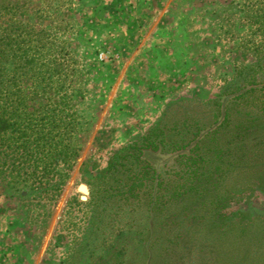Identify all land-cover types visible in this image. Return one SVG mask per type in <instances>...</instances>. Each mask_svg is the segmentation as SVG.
<instances>
[{
  "label": "rangeland",
  "instance_id": "374dc122",
  "mask_svg": "<svg viewBox=\"0 0 264 264\" xmlns=\"http://www.w3.org/2000/svg\"><path fill=\"white\" fill-rule=\"evenodd\" d=\"M36 4L70 59L82 150L57 187L0 178V264H264V87L227 100L264 82V0ZM221 102L228 126L192 150Z\"/></svg>",
  "mask_w": 264,
  "mask_h": 264
},
{
  "label": "trees",
  "instance_id": "16d2710c",
  "mask_svg": "<svg viewBox=\"0 0 264 264\" xmlns=\"http://www.w3.org/2000/svg\"><path fill=\"white\" fill-rule=\"evenodd\" d=\"M48 15L43 5H32V0H0V178L22 196L26 187L39 193L46 184L58 185L82 150L84 129L75 109V91L68 84L70 59L61 55L63 48L57 50V38L50 36L51 28L45 24ZM55 20L59 25L61 16ZM263 87L264 82H254L227 95V100L232 95L245 98ZM223 103L216 120L204 134L196 135L192 150L200 147L204 136L216 137L220 128L228 126L231 119ZM145 141V147H133L138 161L143 149H159L155 140ZM191 143L174 147L186 149ZM188 161L191 166L198 162L192 154Z\"/></svg>",
  "mask_w": 264,
  "mask_h": 264
},
{
  "label": "water",
  "instance_id": "95a60500",
  "mask_svg": "<svg viewBox=\"0 0 264 264\" xmlns=\"http://www.w3.org/2000/svg\"><path fill=\"white\" fill-rule=\"evenodd\" d=\"M81 190H82L83 192H87V188H86V186L82 185V186H81Z\"/></svg>",
  "mask_w": 264,
  "mask_h": 264
}]
</instances>
